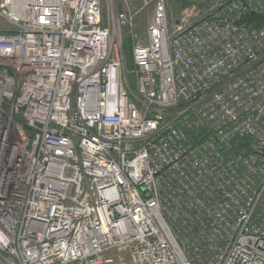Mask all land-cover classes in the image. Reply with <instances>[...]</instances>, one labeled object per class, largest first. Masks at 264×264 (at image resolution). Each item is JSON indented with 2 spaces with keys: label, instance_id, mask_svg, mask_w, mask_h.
Returning a JSON list of instances; mask_svg holds the SVG:
<instances>
[{
  "label": "built area",
  "instance_id": "2783aa9c",
  "mask_svg": "<svg viewBox=\"0 0 264 264\" xmlns=\"http://www.w3.org/2000/svg\"><path fill=\"white\" fill-rule=\"evenodd\" d=\"M130 1L0 0V264H264V0Z\"/></svg>",
  "mask_w": 264,
  "mask_h": 264
},
{
  "label": "rangeland",
  "instance_id": "374dc122",
  "mask_svg": "<svg viewBox=\"0 0 264 264\" xmlns=\"http://www.w3.org/2000/svg\"><path fill=\"white\" fill-rule=\"evenodd\" d=\"M225 0H166V8L168 15L171 20H176L180 17L182 12L186 9L189 10H198L202 14H209L215 6L224 3ZM134 7L141 8L142 11L137 17L135 29L138 34V37L142 40L146 37L145 29L147 22L149 21V16L151 15V9L145 8L140 3H134ZM7 26L0 22V29H6ZM126 33H122V39L126 38ZM132 49V43H131ZM132 52V51H131ZM133 67V63H132ZM126 72L130 74L132 72L131 65L129 64L126 68ZM127 74V75H128Z\"/></svg>",
  "mask_w": 264,
  "mask_h": 264
},
{
  "label": "trees",
  "instance_id": "16d2710c",
  "mask_svg": "<svg viewBox=\"0 0 264 264\" xmlns=\"http://www.w3.org/2000/svg\"><path fill=\"white\" fill-rule=\"evenodd\" d=\"M244 21L250 24H253L254 26L261 27L264 24L263 18H258L255 15H247L244 18ZM122 51L125 57V60L127 62V66L130 64L132 68V57H131V42L129 38H124L122 40ZM253 140L250 138L238 140L234 144V153H249L250 150L248 149V145L252 144Z\"/></svg>",
  "mask_w": 264,
  "mask_h": 264
},
{
  "label": "water",
  "instance_id": "95a60500",
  "mask_svg": "<svg viewBox=\"0 0 264 264\" xmlns=\"http://www.w3.org/2000/svg\"><path fill=\"white\" fill-rule=\"evenodd\" d=\"M250 152L264 158V144L254 142L247 146Z\"/></svg>",
  "mask_w": 264,
  "mask_h": 264
},
{
  "label": "bare ground",
  "instance_id": "6f19581e",
  "mask_svg": "<svg viewBox=\"0 0 264 264\" xmlns=\"http://www.w3.org/2000/svg\"><path fill=\"white\" fill-rule=\"evenodd\" d=\"M103 1V4H105V0H102ZM133 1L134 2H136V3H140V2H137V1H135V0H131L130 1V6L128 5V7H129V11L128 10H125V14H135V16L136 15H139L140 14V12L142 11V9L141 8H136V7H134V5H133ZM141 4V3H140ZM142 5H144L143 3H142ZM141 5V6H142ZM146 30V29H145ZM131 62H132V60H131ZM127 71V70H126Z\"/></svg>",
  "mask_w": 264,
  "mask_h": 264
},
{
  "label": "crops",
  "instance_id": "0c3cea01",
  "mask_svg": "<svg viewBox=\"0 0 264 264\" xmlns=\"http://www.w3.org/2000/svg\"><path fill=\"white\" fill-rule=\"evenodd\" d=\"M135 2L133 1V4H134Z\"/></svg>",
  "mask_w": 264,
  "mask_h": 264
}]
</instances>
